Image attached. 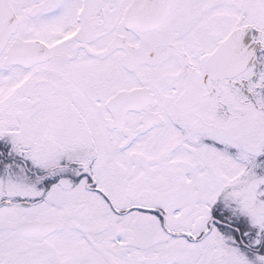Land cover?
Returning <instances> with one entry per match:
<instances>
[{"label": "snow or ice", "instance_id": "snow-or-ice-1", "mask_svg": "<svg viewBox=\"0 0 264 264\" xmlns=\"http://www.w3.org/2000/svg\"><path fill=\"white\" fill-rule=\"evenodd\" d=\"M0 264H264V0H0Z\"/></svg>", "mask_w": 264, "mask_h": 264}]
</instances>
